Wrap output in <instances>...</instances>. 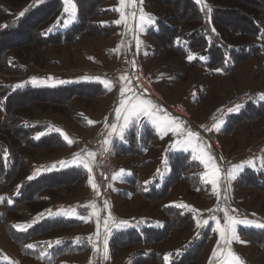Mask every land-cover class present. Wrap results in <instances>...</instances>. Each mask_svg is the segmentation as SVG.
Segmentation results:
<instances>
[{"label":"trees","instance_id":"1","mask_svg":"<svg viewBox=\"0 0 264 264\" xmlns=\"http://www.w3.org/2000/svg\"><path fill=\"white\" fill-rule=\"evenodd\" d=\"M107 1L74 0L77 7L76 24L64 33L47 35V30L55 22L64 19L62 0H43L39 4H36V0H0V72L11 77L24 76V79L11 81L0 78V134L4 136L0 137V186L9 196L17 191L18 185L21 186L13 198V205H6L0 221L9 243L23 260L41 258L43 262L50 263L62 257H80L90 246L86 235H67L71 229H79L82 226L80 222L48 215V210L53 213L60 210L56 206L57 201L63 202L66 194L77 190L85 178V171L82 168L60 170L57 167L32 180L27 177L30 175L31 158H35L37 153L54 154L67 149L60 134L49 133L52 125L36 117L37 113L68 115L81 127L79 123L82 119L69 114L71 104L76 101L86 107L93 106L106 94L97 78L109 80L110 77L77 74L71 76L72 82L67 85L33 88L30 77L35 72L28 64L44 67L48 50L58 51L62 46H70L84 36L102 37L111 34L114 25L110 23L109 28H106L99 22L115 14L104 9ZM204 1L211 8L210 13L195 0H142L149 14L158 16L154 27L147 32L150 47L156 52L163 51L167 56L181 59L184 63L189 53L205 56L206 66L211 72L219 69L222 73H233L240 64L257 57L262 71L264 0ZM21 12H24L23 16L19 15ZM262 116L264 103H244L239 114L230 117L231 124L224 132L231 134L232 126L254 122L252 120L258 122ZM157 141L153 129L142 126L138 132L129 131L123 143L114 145V155L139 159L143 151H154ZM6 146L10 153L7 159L3 157ZM66 159L70 157L44 163L35 169H44ZM168 164L170 176L160 188L157 187L160 184L157 175L151 181L147 180L145 186L131 183L136 196L148 203H161L167 198L170 189L180 181L190 192L198 188V192L194 193L196 195L203 192L205 185L198 177L199 165L196 162L181 154L171 156ZM139 167L145 166H135L136 179L139 177ZM192 167L196 170L195 175H190ZM240 182L255 193H264V172L255 174L246 171ZM22 207L33 215L28 222L32 226L19 233L9 220L18 222L20 217L17 214L21 211L17 213V210ZM40 213H44L43 217L32 223ZM161 213L164 216L161 230L150 227L152 219L148 222L146 216L133 217L127 221L129 226L114 229L109 240L110 255L115 257L122 252L129 253L131 247L139 246L141 250L137 251L139 253L136 256L142 258L134 260L132 264H144L149 260L163 264L160 257L162 246L171 239L173 231L189 224L192 216L173 207L163 208ZM244 235L249 243L258 248L264 260V230L246 231ZM77 238L83 239L78 243ZM207 238L208 234L193 238L178 250L180 255H176L178 251L172 254V264H195L204 251ZM57 240L61 243H53L51 248L47 246V242ZM29 244L34 245V249L27 248Z\"/></svg>","mask_w":264,"mask_h":264},{"label":"rangeland","instance_id":"2","mask_svg":"<svg viewBox=\"0 0 264 264\" xmlns=\"http://www.w3.org/2000/svg\"><path fill=\"white\" fill-rule=\"evenodd\" d=\"M204 3L206 2L202 0V3L197 4L203 6ZM118 7L119 0H111L105 4L104 9H109L112 11V9L114 10ZM140 7H142L145 13L149 14V12L143 7L142 3L140 4ZM63 15V20L68 19L65 13H63ZM149 15L153 16L154 18H158L157 14ZM138 17L139 15L136 17L135 21H133L132 16L129 17L131 27L134 28V42L132 46L133 53L139 61L143 71L148 74L152 82L153 90L156 92V94H159L162 97L163 102L157 101L154 97L150 96L146 92L138 93L137 95H143L145 98L151 99L155 104L163 109L164 112L169 114L171 117L183 122V125L186 129L199 134L200 139L207 146L206 150L211 152L216 160L217 166L221 169V182L217 188V191H219L221 194V207L228 208L230 214L236 215L239 218H247L258 223H264V193H255L251 189L245 188L240 182L241 176L246 171H251L255 174L264 172V170H261L259 167L260 158L264 156V116L258 118V122H256L257 120H252L254 122H242L234 127L232 126L231 132H233L231 134H226L224 132L225 129L231 124L230 117L239 114V112L244 107V103L250 102L254 105L264 103V101L260 99V95L264 93V68L262 71H260L259 59L257 57L250 58L248 61L240 64L233 73H222L220 70L211 72L206 66L207 59L205 56L197 55V53H189L194 57V59L189 60L188 54L184 63V61L181 59L167 56L163 51L156 52L153 48H151L147 38V32L154 26L148 27L144 33H138ZM119 19V15L115 13L114 16H108L99 21L100 24L106 25V28H109L111 22L113 23L114 29L108 36H84L81 40L70 46H62L58 51L48 50L47 54L49 59L46 56V65L44 67L37 68L33 63H29L28 67L32 68L33 72H35L30 77L31 87L52 88L67 85L72 82L71 76L73 75L83 74L89 70L95 71L103 69L109 71L114 67L115 62L118 64L121 59L126 58L128 56V46L125 43V24L124 27H122V25H117L114 23ZM76 21L77 16L76 19L67 26H65L64 23L58 24L55 22L50 27L52 30H47V35L64 33L68 31L73 25H75ZM137 37L142 42L139 48H137L136 44ZM186 62L190 63V65H188ZM191 63L194 64L191 65ZM29 71H31V69ZM49 76H51L50 79L48 78ZM122 76L128 77V81H124V83H128L129 87L133 89L135 93L136 88L131 76L127 74ZM0 78L11 81L13 79H24V76L11 77L0 72ZM33 79L37 81L35 84L32 83ZM108 81L111 82V79L109 78ZM103 86L104 89H106L104 84ZM111 92L112 89H106L105 96L102 99L97 100L96 103L91 107H86L85 105L79 104L76 101L71 104V110L69 114L71 116L75 115L82 119L79 123L82 128L76 125V123L73 122L68 117V115L54 114L52 112L37 113L36 117L42 119L43 121H47L52 125V128L48 131L49 133L57 132L56 130L60 129L69 137V139L73 141V143L69 145L65 141L67 149L54 154H46L44 152L37 153L35 158H31L32 163L30 164L31 161L29 162L30 175H33L31 172H36V166H41L44 163L51 161H58L65 156H69L71 159L76 153L86 155L85 150L94 151L97 153V155L91 163L92 177L93 182L98 186L94 169L97 157L101 151L102 141L107 138V129L105 128V123L115 122V108L118 106L120 98L119 97L116 102H112V98H110ZM238 93L244 94V99L235 104L242 105L239 111L229 112L226 110L217 120L213 121L209 125H206V131L201 132L198 130V125L206 123L208 117L215 110V108L221 106L226 100H230L232 96ZM178 103L183 105V108L189 115V121L181 117L174 116L168 112V105ZM235 105H232L230 108H233ZM0 120H2L1 116ZM89 121L92 123H88ZM217 122L220 123L218 130L213 127V125ZM141 123L143 126L150 127L156 133L158 137L156 149L154 151H143V154L139 159L130 157H115L113 152V157L118 164V171L115 174L123 170L126 175H124L122 178L118 177L114 180V174L109 182V188L111 192L110 208L108 207L107 210L104 209V200L100 198V192L99 195H96L93 188L89 185V175L84 169L85 178L82 180L80 186L76 191H71L68 193V195L66 194L63 202L57 201V208L60 210L64 209L72 211L74 209L73 207L78 205V203L83 205L95 202L97 205L98 214L101 218L100 239L104 234L103 219L109 213L111 216L114 215V218L118 222L129 221L133 217L137 216H146L148 217V222L150 218L152 219L150 227L155 230H161L164 226V216L161 213V210L166 207L179 209L183 212L189 213L192 216L191 222L182 229L173 231L171 234V239L162 246L160 253L162 263L172 264V254L184 247L193 238L197 236H200L201 238L202 236L208 234L204 251L195 264H220L221 257L219 252L217 257H213L212 253L217 249L218 243L221 249H223L225 246L223 242L220 241L219 235L213 231L215 222L212 220V217L215 215L218 219H220L221 224H223V212L212 211L216 209L218 201L217 196L213 194L212 185L201 180V176L205 173L206 169L199 161L192 160L190 152L168 151L169 146L172 145L176 140V137L171 132L161 137L160 133L150 124L144 121ZM86 125L87 128L85 129L84 127ZM102 133L103 135H101ZM128 133H126V135ZM0 137L4 136L0 134ZM91 137L95 139V142L91 144V146H84L81 151L75 150V144L84 145L85 140ZM115 139L117 140V138L114 136V140ZM214 139L216 146L220 149L222 155L226 157V164L224 167L219 164L217 158L218 151L211 142ZM6 143L8 142L6 141ZM258 146L260 147L255 150V148ZM252 150L255 151L253 152ZM181 154L188 156L190 161L192 160L199 165L198 177L205 185V188L201 194H194L198 192V188H193L192 192L188 191L184 183L180 181L172 189H170L167 198L161 203H148L139 196H136L134 186L131 185V183H135V185L137 183V185L145 186V182L147 180L151 181L152 178L157 175L160 180V184L157 187L160 188L170 176L169 164L165 166L163 163L165 157L169 159L171 156ZM250 159L256 161L257 168L254 170L251 167H245L244 170L239 173L237 178L231 181L229 189L226 193L229 198L224 200V177L227 175L228 169H230L233 165L245 163ZM139 165H141V167H145H139L140 169L137 171L139 177L136 179L134 177V170L135 166ZM70 168L78 167L73 166L59 169L64 170ZM44 169H48V167ZM51 170L52 169L42 170L35 178L41 176L42 174L48 173ZM195 174L196 170L194 167H192V172L190 175ZM16 192L17 191L15 190L14 194L9 196V194L0 186V198H3L0 200V217L3 215L7 204L10 206L13 205V198L16 197ZM9 200L12 202L9 203ZM178 205H185L186 207H178ZM232 209H235L236 211L231 212ZM90 211L91 209H89V213ZM17 213H19L17 215L20 217V219L18 222L12 219L9 220L12 226H26L33 217V215L30 214L24 207L18 209ZM54 218H65L78 221L82 224L79 229H71L67 235L78 234L86 235L87 237L92 236L95 238L97 231L95 217H92L87 222L75 217H65L62 215H55ZM198 219L201 221L207 219L209 223L201 228H197L196 221ZM122 228L124 227L117 228L115 226L114 229L116 230ZM263 230L264 229L262 228L249 227L242 224L237 225L239 239L233 240L231 244L228 245V247H230L231 250L242 259L244 264H264L262 254L258 248L255 245L249 243L244 235V232L246 231L259 232ZM15 231L19 233L24 232L18 231L16 228ZM139 250H141L139 246H133L130 248L129 253L122 252L117 254L115 257L110 255L109 250L108 259H106L107 264H132L134 260L137 261L138 259L142 258L141 256L139 258L136 256L138 255L139 252L137 251ZM85 253L87 254L88 251ZM166 255L169 256L168 262H165L164 260ZM84 256L85 255H82L78 258L62 257L59 260H55L50 263L43 262L41 258H36L37 260L34 261L23 260L22 258H19L17 250L9 243L4 231V226L0 221V264H82V262L84 264L88 258V254L86 255L85 260ZM144 264L156 263L149 260Z\"/></svg>","mask_w":264,"mask_h":264},{"label":"snow or ice","instance_id":"3","mask_svg":"<svg viewBox=\"0 0 264 264\" xmlns=\"http://www.w3.org/2000/svg\"><path fill=\"white\" fill-rule=\"evenodd\" d=\"M43 2V0H36V4H39ZM137 0H119V7L114 9V11L120 12V19L116 20L114 23L117 25L125 24V27H127L126 22V15L123 9L127 6H135ZM198 4L202 3V0H196ZM142 3V0H141ZM62 6H63V13H65L68 17V19H65L63 21H58L57 23H64L65 26H67L69 23L73 22L76 19L77 16V7L74 2V0H62ZM203 7L207 9V11L210 13L211 8L204 3ZM20 16L24 15V12H21L19 14ZM135 16V13L132 14ZM155 25V18L147 13H145L141 7L139 11V17H138V24H137V32L138 33H144L146 32L147 28L150 26ZM52 29H48V31H51ZM214 31V30H213ZM179 42V41H178ZM141 41L139 38H136V44L137 48L141 45ZM188 59L192 60L194 57L189 54ZM133 65L135 62H132ZM219 71V69L217 70ZM99 82L105 85L107 90L112 89V84L108 80H100V78H97ZM121 85L119 89V104L115 108V122H106L105 128L107 129V138H105L102 141L101 144V154L104 152H107L109 150L110 145H112V137H116L118 141H125L126 140V133L129 131H135L138 132L139 129L143 126L142 121L150 124L154 129H156L161 137L163 135L171 132L175 137V142L169 146L168 151L174 152V151H183V152H190L191 158L194 161H199L204 168L206 169L205 173L201 176V180L205 183H209L212 185L213 194L217 196V207L216 209L212 211H222L223 212V221L224 223L221 224L220 219H218L215 215H213L212 220L215 222V227L213 231H215L220 238V241L223 242L224 248L221 249L220 245L218 243L217 249L213 251L212 256L217 257L218 252L221 257L220 264H244L242 259L234 253L228 245L231 244L233 240H238V233H237V225H245L249 227H256V228H262L264 229V223H258L254 220H249L247 218H239L236 215L230 214V211L228 208H222L220 205V199L221 194L219 191H217V188L221 182V169L217 166L216 160L214 156L211 154L210 151H207V146L203 143V141L200 139L198 133H194L191 130H188L184 127L183 122L179 121L176 118L171 117L169 114L164 112L163 109H161L157 104H155L151 99L145 98L143 95H136L134 93V90L129 87L128 83H124V81H128L127 76L121 77ZM37 81L33 79L32 83L35 84ZM16 87H22V85H16ZM132 93V94H129ZM260 99L264 101V93L260 95ZM242 105L237 104L233 108H229L228 111H239ZM88 123H92L89 121ZM214 128L217 130L220 127V123L217 122L213 125ZM60 136L63 138L64 141L67 142V144L71 145L73 141L69 139V137L60 129L56 130ZM103 135V133L101 134ZM38 138V137H37ZM6 153V150H4ZM86 151V155H81L80 153L74 154V156L70 160H62L59 161L57 164H53L48 167V169H38L33 175H30L27 177L28 180L34 179L36 176L40 174L42 170H50L55 169L57 167L59 168H66V167H78L82 168L87 171L89 175L88 183L95 191L96 195H99V188L98 186L93 182L92 177V167L91 163L95 159L97 153L94 151ZM5 155V159H6ZM164 165H168V158L165 157L163 161ZM245 167H251L254 170L257 168V164L255 160H248L245 163L233 165L230 169L227 171V175L224 177L225 180V195L223 197L224 200H227L229 197L227 196V191L229 189L230 183L232 180H235L240 172L244 170ZM259 167L261 170H264V156L260 158V164ZM126 173L121 170L119 173L115 174L113 176V179L122 178ZM21 186H17V193L19 192V188ZM3 198H0L2 200ZM9 203L12 201L9 200ZM84 207L91 209L88 216L83 217L79 216L75 210L68 211V210H60L56 213H53L52 210H48V215H62L65 217H75L77 219L84 220L87 222L92 217L96 218V235L95 238L92 236L87 237V242L91 244L94 252L99 251V244L98 241L100 239V229H101V218L97 211V205L95 202L89 203L84 205ZM178 207H186L185 205H178ZM108 208V202L104 201V209L107 210ZM235 209H232L231 212H235ZM44 213L38 214L36 218H34L32 223L38 222L42 217ZM110 223L112 225H115L117 228L120 227H127L128 222L127 221H119L117 222L109 213L104 219H103V229H104V238H103V258L108 259V244H109V235L111 234L110 229ZM209 221L207 219L201 221H196L197 228H201L205 225H207ZM32 225H13L14 228H16L18 231H26L28 227H31ZM83 238H77V242H81ZM53 243L60 244L61 241L57 240L55 242H47V246L51 248L53 246ZM34 245H27V248L33 249ZM43 255H47V253H44ZM176 255H180V252L178 251ZM165 262L169 261V256L166 255L164 257Z\"/></svg>","mask_w":264,"mask_h":264},{"label":"built area","instance_id":"4","mask_svg":"<svg viewBox=\"0 0 264 264\" xmlns=\"http://www.w3.org/2000/svg\"><path fill=\"white\" fill-rule=\"evenodd\" d=\"M141 0H137L136 5L133 6H127V13L130 14L129 17H133V21L136 20V17L139 15V11L141 9L140 7ZM135 13V16L132 14ZM135 18V19H134ZM127 27H124V35H125V43L128 46V56L126 58L121 59V61L116 64L113 68H111L109 71L107 70H95V71H86L82 75L87 77H94V76H108L111 79L112 84V92H111V98L112 102H116L119 98V89L121 85V76L124 74L130 75L134 86L136 88L135 94L138 93H147L150 96L154 97L157 101L163 102V100L156 94V92L152 88V82L146 74L143 69L140 66L139 61L135 57L133 53V42H134V28L131 27L130 18L126 20ZM135 62L133 65L132 62ZM244 99L243 93H238L230 100H226L221 106L215 108V110L211 113V115L208 117V120L206 123L198 125V130L201 132L206 131V125H209L213 121L217 120L226 110H228L232 105H235L236 103L242 101ZM168 112L174 116L181 117L183 119H186L189 121V115L187 114L186 110L183 108L181 104H170L167 106ZM98 139V138H97ZM215 140H212L211 142L214 144L216 150L218 151L217 158L219 161V164L221 166H225L226 164V157H224L220 151V149L216 146ZM95 142V139L93 137L87 138L84 142V145H74L75 150L81 151L84 146H91ZM86 147V148H87ZM6 153L4 154L8 158L9 157V149L6 146ZM6 158V159H7ZM98 170H99V176H98V188L100 192V198H102L104 201L108 202V207L111 206V192L109 188V182L112 178V176L118 171V164L113 157L111 146L109 147V150L107 152H104L103 154L100 153L99 160H98ZM91 197V195H90ZM86 204H80L75 205L73 210L79 215L86 217L89 215V209L84 207ZM114 218V215H112ZM115 219V218H114ZM116 220V219H115ZM117 221V220H116ZM118 222V221H117ZM115 228V225H112L110 223V229L111 233L113 232ZM111 234L109 235L110 238ZM103 238L104 234L102 235V238L98 242L99 244V251L94 252L93 248L91 247L88 250V258L84 264H107L106 259L103 258Z\"/></svg>","mask_w":264,"mask_h":264},{"label":"crops","instance_id":"5","mask_svg":"<svg viewBox=\"0 0 264 264\" xmlns=\"http://www.w3.org/2000/svg\"><path fill=\"white\" fill-rule=\"evenodd\" d=\"M111 0H108L106 3H108V2H110ZM109 6V5H108ZM129 7V6H128ZM104 8H105V6H104ZM126 9H127V7H125L124 9H123V11L125 12V15H126V17H127V19L129 18V16H130V14H128L127 13V11H126ZM109 10V9H108ZM112 11L114 12V13H116V14H118L119 15V17H120V12H117V11H114L113 9H112ZM121 18V17H120ZM126 19V20H127ZM112 23V22H111ZM113 24V23H112ZM120 25H122V27H124V24L122 23V24H120ZM116 65V62H115V64H114V66ZM105 91H106V89H105ZM158 96L162 99V97L158 94ZM112 96L110 95V98H111ZM102 99V98H101ZM163 100V99H162ZM183 106V105H182ZM156 134V133H155ZM127 136V135H126ZM101 139H103V138H101ZM215 140V139H214ZM112 141H113V143H112V145H110L111 146V149H112V154H113V152H114V145L116 144V143H118L119 141H117L116 139L114 140V137H112ZM124 141H122L121 143H123ZM110 146H108V147H110ZM100 153H101V151L99 152V155H100ZM246 154V153H245ZM248 154V153H247ZM98 155V156H99ZM98 160H99V157H97V160H96V164H95V169H94V174H95V178H96V181H98V174H99V170H98ZM58 206V205H57ZM92 246L90 245L89 246V248H91ZM89 250V249H88ZM83 255H85L84 256V260H85V258H86V253L85 254H83ZM72 258H74V257H72ZM76 258H78V257H76ZM54 263H56V262H54ZM82 264H83V262H82Z\"/></svg>","mask_w":264,"mask_h":264},{"label":"water","instance_id":"6","mask_svg":"<svg viewBox=\"0 0 264 264\" xmlns=\"http://www.w3.org/2000/svg\"><path fill=\"white\" fill-rule=\"evenodd\" d=\"M49 79L51 78V76L48 77Z\"/></svg>","mask_w":264,"mask_h":264}]
</instances>
